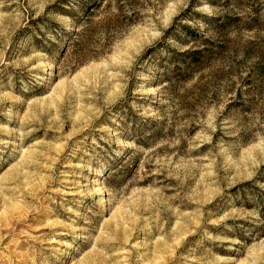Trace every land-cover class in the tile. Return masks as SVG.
<instances>
[{"label":"rangeland","instance_id":"rangeland-1","mask_svg":"<svg viewBox=\"0 0 264 264\" xmlns=\"http://www.w3.org/2000/svg\"><path fill=\"white\" fill-rule=\"evenodd\" d=\"M0 264H264V0H0Z\"/></svg>","mask_w":264,"mask_h":264}]
</instances>
